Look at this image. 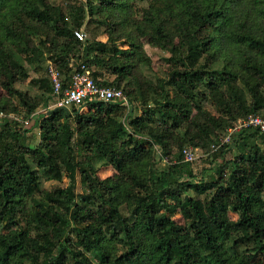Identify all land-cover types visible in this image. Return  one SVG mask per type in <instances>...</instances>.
I'll list each match as a JSON object with an SVG mask.
<instances>
[{
  "label": "trees",
  "instance_id": "16d2710c",
  "mask_svg": "<svg viewBox=\"0 0 264 264\" xmlns=\"http://www.w3.org/2000/svg\"><path fill=\"white\" fill-rule=\"evenodd\" d=\"M141 34L170 53L165 77L141 71ZM43 61L65 86L84 64L130 105L48 109L32 144L24 120L54 99L52 82L32 79L35 96L16 84ZM1 112L0 264H264V135L212 147L264 116V0H0ZM187 146L210 151L201 174Z\"/></svg>",
  "mask_w": 264,
  "mask_h": 264
},
{
  "label": "rangeland",
  "instance_id": "374dc122",
  "mask_svg": "<svg viewBox=\"0 0 264 264\" xmlns=\"http://www.w3.org/2000/svg\"><path fill=\"white\" fill-rule=\"evenodd\" d=\"M51 1L56 2V3H63V0H51ZM83 30L85 31L87 38H89L90 36L86 32V30L85 29H83ZM140 36H141L142 45H143L147 55L151 59L150 66H141V71L144 73V75L146 77L152 78L153 80H156L159 77H165L167 72L170 70V64L166 60V58H168L170 56V53L167 50H164V49L156 46L149 38H147L143 34H141ZM98 39L101 41H106L107 35L104 33H101L98 36ZM47 65H48V61H43L41 63L36 62L33 64H30L27 62L26 66L29 70L30 77L25 81L17 83L16 87L19 88L20 90L27 91L32 96L39 94L37 86L35 85L34 82H31V80L37 79L43 75L46 76L47 75ZM104 76L110 80H113L115 77L114 75H112L108 72H105ZM207 107L211 111L215 112V107L213 105L208 104ZM52 108H55L54 107V99L50 101L48 106L43 105V104L40 105V107L38 108V110L34 114V117H32V119L29 122L24 120L27 118L21 117L22 114H20V116H18L20 120L25 121L24 125L30 128L29 141L32 144H38L41 140L40 129L37 125H33L34 120L39 116L40 113H42V112L48 113L47 110L52 109ZM134 112H135V114L139 113V109L137 106H135ZM10 116H14V115L11 114ZM194 132H196V130L194 128H192L191 133H194ZM187 147H190L194 150V152L196 154V160L192 163V166H193L195 172H197L198 174H201L204 171V169L209 168V166H210V160L211 159H209V157H208L210 151L208 153V151H206L202 148H199V147H193V146H187ZM212 147H213V145H212ZM261 147L264 149V144H262ZM235 153H237L236 150H235V152H233V154L235 155ZM217 162H219V161H217ZM161 165H164V163L161 162ZM113 173H114V170L110 166L109 167H102L100 170V175L102 177H107L109 175H112ZM69 183H70V180L67 177L63 178L62 181L43 179L42 186L44 189L52 190L56 186H67ZM82 191H83V188L81 185V179H80V176L77 175L76 192H82ZM232 217L236 218L237 215L232 214ZM176 219L179 222L184 223V219L182 216L177 215Z\"/></svg>",
  "mask_w": 264,
  "mask_h": 264
},
{
  "label": "built area",
  "instance_id": "2783aa9c",
  "mask_svg": "<svg viewBox=\"0 0 264 264\" xmlns=\"http://www.w3.org/2000/svg\"><path fill=\"white\" fill-rule=\"evenodd\" d=\"M75 35L79 40L84 41L87 38L82 29L75 30ZM47 73L50 77L54 93V107L70 110L72 107H80L87 101L111 102L121 100L124 104L130 105L128 98L123 90L114 87L99 85L93 78L91 71L81 64L71 75L70 82L66 86L61 77L60 71L51 63L47 65ZM4 113H0V117ZM246 128H254L264 135V116L261 114H250L246 118L239 119L236 124L229 129L225 136L220 139L219 144H213V149H218L225 143H230L234 135ZM183 157L187 162L193 163L196 160V154L190 147L183 149Z\"/></svg>",
  "mask_w": 264,
  "mask_h": 264
}]
</instances>
